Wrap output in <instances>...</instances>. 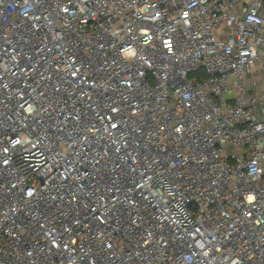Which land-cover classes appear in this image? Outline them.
Listing matches in <instances>:
<instances>
[{"label": "built area", "instance_id": "built-area-1", "mask_svg": "<svg viewBox=\"0 0 264 264\" xmlns=\"http://www.w3.org/2000/svg\"><path fill=\"white\" fill-rule=\"evenodd\" d=\"M0 264H264V0H0Z\"/></svg>", "mask_w": 264, "mask_h": 264}]
</instances>
